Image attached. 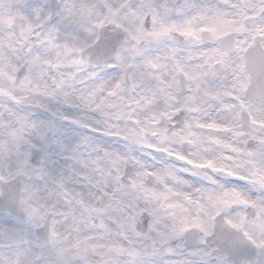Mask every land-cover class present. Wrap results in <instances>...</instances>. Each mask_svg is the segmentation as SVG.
I'll list each match as a JSON object with an SVG mask.
<instances>
[{
  "label": "flooded vegetation",
  "instance_id": "flooded-vegetation-1",
  "mask_svg": "<svg viewBox=\"0 0 264 264\" xmlns=\"http://www.w3.org/2000/svg\"><path fill=\"white\" fill-rule=\"evenodd\" d=\"M99 1L0 0V108L33 104L51 113L32 110L49 126L76 133L65 168L51 169L40 148L38 165L30 160L38 214L29 174L21 213L1 210V183L25 172H15L16 154L0 157V264H39L53 210L69 197L108 202L103 213L121 207L92 264H264V82L251 77L240 39L229 51L217 25L203 29L200 0ZM129 142L137 158L122 160L114 149ZM252 246L255 258L234 260Z\"/></svg>",
  "mask_w": 264,
  "mask_h": 264
},
{
  "label": "rangeland",
  "instance_id": "rangeland-1",
  "mask_svg": "<svg viewBox=\"0 0 264 264\" xmlns=\"http://www.w3.org/2000/svg\"><path fill=\"white\" fill-rule=\"evenodd\" d=\"M108 1L109 0H101L103 4L102 7L110 5ZM208 5H211V11H209V9L207 8ZM202 7L204 13L200 14V11L197 13L198 16H200V19L202 18V21H198L200 25H207L206 27H208L209 24L217 25L218 34L224 33L228 30H236L241 32V36L243 37V45L240 44V52L245 49L246 45L244 44L248 43L249 41L252 42L256 35L261 36L262 42L264 43V0H228L227 5H225L220 0H207V2L202 5ZM250 18H253L255 20L251 21L250 24H246V21ZM232 32L233 31H228L223 35ZM33 83V79H30L28 81L27 92L33 91ZM32 97V100L35 101L36 97ZM26 98H28L27 95ZM0 109V111H2L0 112V114L6 113L10 116V114L7 113L8 109L13 111L14 113V117L11 118L10 116V119L8 118V116L5 117L4 114L0 117V157L1 159L6 158L7 160H9L12 154H16V158L13 162L14 165L16 164L15 167H18L16 172L23 171L33 177V182L28 189V192L31 195L30 201L33 202V204L30 205V208L32 211L38 214L39 212H42V208L45 206L43 202L39 201L40 186L37 182V179L35 178L36 169L29 162L30 149L32 148V146H43L44 151H47V163H49L50 168L52 169L53 167H55V163L58 158L59 159L57 160L56 168H65L67 155L65 154L66 152H64L63 149H66L67 135L70 134L71 137H73L76 136V133L73 132L66 124L56 125L54 123L49 126L44 119L30 113L24 107L14 108L11 106ZM48 131H56L57 137L53 138L54 140H50L47 136ZM141 134L142 133H138V135ZM4 147L6 148L4 149ZM114 150H116L115 153L117 154L119 152L122 153V160H130L131 158H137L136 151L140 150V147L137 143L129 142L122 143L121 146L116 147ZM56 151L58 152L56 153ZM144 157L150 159L153 158L148 155H145ZM145 160L147 163H149L148 167H150V165L152 164L151 161L147 159ZM74 166H77L76 163H74ZM42 173H44V171ZM54 179L56 180L55 183H57L58 188L60 190L63 189L64 182L61 176H59V174H55ZM58 207L59 206H57V208ZM55 211H57L58 215L56 226L57 231L59 230L61 235H68L70 233L72 236H74V238L58 239V234L55 233V240H53V242L51 243L50 248L42 243L43 247L38 246V248H36L38 252L41 249V252L43 254H47L49 253V251L45 248L50 249V253H52V255L53 253L57 255V264H65L66 258L80 255L82 253L86 254L88 250L92 252L93 250L92 248H90V243L86 241L85 243L87 244L85 246H82L81 244H83L84 242L82 243V240H78L77 234L74 233L85 235L87 233L85 230L91 228V226L94 225L92 223L91 216L97 214L94 213L92 209L87 207L81 209L79 217H69V214L64 213L62 209ZM98 217L101 218V215L98 214ZM109 218L110 216H107L106 219L102 220V222H100L101 220H99L97 226L100 228L103 223L108 221L107 228L110 230L113 229L109 225V222H111V219ZM123 219L124 218H122L121 220ZM54 246L56 247V251L52 250V247ZM53 259H55V256H52V261H54Z\"/></svg>",
  "mask_w": 264,
  "mask_h": 264
},
{
  "label": "bare ground",
  "instance_id": "bare-ground-1",
  "mask_svg": "<svg viewBox=\"0 0 264 264\" xmlns=\"http://www.w3.org/2000/svg\"><path fill=\"white\" fill-rule=\"evenodd\" d=\"M222 1L225 5L228 4V0H220ZM209 7H211V5H209ZM10 116H13V113L10 112L9 113ZM11 127V126H10ZM102 207H107L108 211L112 210L111 204H109L108 202H105L104 206H97L96 208L99 209L100 211H102ZM121 212V207H117L114 212H111V215H114L115 213H120ZM59 238H62L64 236H61V234H59L58 236ZM93 243L95 244L96 248H99L101 245H108L109 244V238L106 236H94L93 238ZM45 263V258H40L39 260V264H44Z\"/></svg>",
  "mask_w": 264,
  "mask_h": 264
},
{
  "label": "water",
  "instance_id": "water-1",
  "mask_svg": "<svg viewBox=\"0 0 264 264\" xmlns=\"http://www.w3.org/2000/svg\"><path fill=\"white\" fill-rule=\"evenodd\" d=\"M259 61H260L259 64H261L262 61L264 63V53L263 52L259 53V57L257 58V62H259Z\"/></svg>",
  "mask_w": 264,
  "mask_h": 264
}]
</instances>
